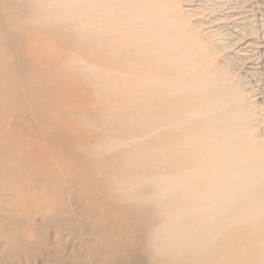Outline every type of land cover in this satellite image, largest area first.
<instances>
[{
	"label": "bare ground",
	"instance_id": "bare-ground-1",
	"mask_svg": "<svg viewBox=\"0 0 264 264\" xmlns=\"http://www.w3.org/2000/svg\"><path fill=\"white\" fill-rule=\"evenodd\" d=\"M102 1L0 0V178L19 174L20 164L41 156L44 149L41 141L26 137L25 128H14L19 127L16 120H8V91L56 98L67 104L71 115L79 114L94 95L75 81L79 70L63 62L71 59L58 57L47 42L65 48L64 38L77 44L82 36L97 39L103 32V63L108 65L103 90L122 98L121 110L130 112L126 124L133 116L135 126L147 130L156 159L149 166L152 171L139 168L140 176L151 173L139 190L149 189L154 196L133 194L120 206L135 227L126 238L148 245L150 254L108 239L101 222L92 227L99 241L92 247L98 264H156L184 256H191V264H264V138L257 132L261 121L245 114L247 104L237 106L229 99L232 85L219 79L216 68H201L190 50L179 47L174 37L178 28L172 27L173 33L169 23H158L173 16L159 0ZM119 64L127 71L117 69ZM125 77L133 82L122 80ZM76 121V135H85ZM51 127L49 139L58 145L67 130ZM133 138L142 149L143 137ZM92 147L97 153L99 144ZM139 212L153 217L147 221ZM58 218H44V225L49 229L50 219ZM0 221V264H88L62 239L77 230L73 224L58 225L53 237L43 233L38 242L26 244L21 228Z\"/></svg>",
	"mask_w": 264,
	"mask_h": 264
},
{
	"label": "rangeland",
	"instance_id": "rangeland-1",
	"mask_svg": "<svg viewBox=\"0 0 264 264\" xmlns=\"http://www.w3.org/2000/svg\"><path fill=\"white\" fill-rule=\"evenodd\" d=\"M94 1L103 4L102 0ZM159 1L161 8L173 11V16L170 19L161 17L158 23H169L173 33L172 27L178 28L180 31L176 30L174 37L180 40L179 47L190 50L191 57L201 68H216L219 79L229 80L233 88L229 99L237 106H249L245 114L261 121L257 132L264 138V0ZM81 39L82 42L77 44H73L69 37L62 39L65 48L61 44L57 46L56 42H47L58 57L71 59L63 62L79 70L75 81L86 84L94 95L79 114L71 115L67 104H60L56 98H32L14 88L7 93L11 102L5 109L9 112L8 120H16L19 127L14 128H25L26 137L41 141L44 149L41 156L25 165L20 164L19 174L0 178V220L13 223L15 230L21 228L26 244L38 242L43 233L53 237L58 225L73 224L77 230L74 234L66 233L62 239L68 249L74 248L77 254L88 260V264L100 261L99 256L92 253V247L99 243L92 227H100L103 222L108 239L123 241L124 245H137L147 257L151 252L148 245L144 246L133 237L126 238L127 233H134L135 227L120 206L128 202L125 197L133 194L154 196L149 189L139 190V186L151 178L149 172L140 176L139 168L152 171L149 166L152 168L156 158L149 149L153 140L149 141L151 137L147 130L135 126L133 116L130 117L131 123L126 124V115L128 117L130 112L125 114L121 110L118 103L122 98L103 90V69L108 66L103 63V32L97 39L85 36ZM129 59L136 61L133 56ZM121 67L123 65L117 69L127 71ZM122 80L133 82L130 77ZM75 97L74 102L80 104ZM132 98L134 95L129 97L133 101ZM113 102L117 103L116 109L112 108ZM51 108L52 113L48 115ZM74 118L83 125L85 135H76L77 131L72 128ZM35 123L43 125L37 128L33 126ZM51 124L67 130V134L63 132L61 136L66 139L58 145L49 139ZM3 135L2 130L1 138L4 139ZM138 135L144 141L140 150L133 138ZM98 144L97 153L93 147L90 150L91 146ZM109 204L117 207L110 209ZM11 212L18 213L19 217L15 218ZM139 213L147 221L153 217L152 213ZM50 216L60 217L63 221L50 219L53 226L47 229L44 218ZM105 247L117 250L110 245ZM165 259L156 264H191V256H184L182 260Z\"/></svg>",
	"mask_w": 264,
	"mask_h": 264
}]
</instances>
